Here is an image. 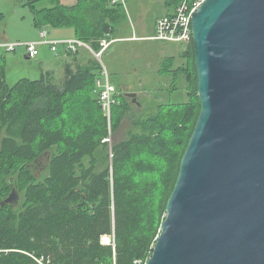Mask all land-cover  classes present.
I'll list each match as a JSON object with an SVG mask.
<instances>
[{
    "label": "trees",
    "instance_id": "16d2710c",
    "mask_svg": "<svg viewBox=\"0 0 264 264\" xmlns=\"http://www.w3.org/2000/svg\"><path fill=\"white\" fill-rule=\"evenodd\" d=\"M179 3L167 0L168 13ZM23 6L34 27L72 25L94 51L112 33L110 24L77 23L59 1L25 0ZM5 18L0 12V24ZM181 57L180 66L175 56L164 58L162 70L173 73L172 90L184 75L188 99L158 104L136 120L137 131L109 148L106 138L131 106L116 92L110 127L95 92L98 61L67 63L57 82L47 71L9 83L0 53V264H113L114 256L118 264H137L150 258L201 110L194 40ZM40 158L46 162L42 175L35 171ZM13 185L19 203L2 205ZM105 235L113 237L111 244L102 243Z\"/></svg>",
    "mask_w": 264,
    "mask_h": 264
},
{
    "label": "water",
    "instance_id": "95a60500",
    "mask_svg": "<svg viewBox=\"0 0 264 264\" xmlns=\"http://www.w3.org/2000/svg\"><path fill=\"white\" fill-rule=\"evenodd\" d=\"M192 26L201 110L145 264H264V0H204Z\"/></svg>",
    "mask_w": 264,
    "mask_h": 264
},
{
    "label": "rangeland",
    "instance_id": "374dc122",
    "mask_svg": "<svg viewBox=\"0 0 264 264\" xmlns=\"http://www.w3.org/2000/svg\"><path fill=\"white\" fill-rule=\"evenodd\" d=\"M110 1L103 0L102 5L110 6ZM113 2L114 0H112ZM121 2L122 12L127 13L126 21L129 23L127 25L130 29L138 30L137 33L140 36L152 35L156 19L172 10V7L166 4L167 0H121ZM16 3V0H0V11L6 15L5 20L0 24V39L4 37V33L9 36L8 41L0 40V42L24 44L39 41L40 33L44 30L48 32V41L69 40L67 36L69 27H48L51 32L64 30L65 39L55 40L54 34L49 33L47 27L42 30L34 27L33 14L28 7ZM81 10L79 9L75 13L82 14ZM85 22L83 20L82 24H79L85 26ZM134 38L137 40L118 41L102 56V63L106 67L112 83L117 86V92L126 97L131 106L129 114L124 118L119 129L109 138V148L128 138L130 133L137 131L136 120L156 112L158 104L185 102L188 99L184 75H179L175 83L177 89L172 90L174 75L173 73L165 74L162 70L163 60L166 57L175 56V66L184 63L185 60L181 57V52L187 45L148 38ZM73 39L82 40L78 37ZM104 39L105 37L100 41ZM82 41L86 47L80 48L87 50L84 57L89 58L88 60L98 61L103 67L90 44L85 40ZM48 46L41 45L39 47L41 52L35 57H26V49L23 45L18 46L15 51L0 50V53L5 54L7 81L14 83L21 78L37 79L47 71L52 72V77L56 82L61 81L65 75V73L60 74L65 70L64 66L53 60L58 59L55 57L60 52H66L65 47L60 44L58 50L54 52ZM66 59L69 60L70 57L67 56ZM129 93H136V102L133 101V97L129 96ZM35 171L38 175L44 173V169L40 165L35 167Z\"/></svg>",
    "mask_w": 264,
    "mask_h": 264
},
{
    "label": "built area",
    "instance_id": "2783aa9c",
    "mask_svg": "<svg viewBox=\"0 0 264 264\" xmlns=\"http://www.w3.org/2000/svg\"><path fill=\"white\" fill-rule=\"evenodd\" d=\"M117 0H114V2ZM204 0H180V3L175 8L174 12L159 17L155 24V34L151 37L154 40H161L167 42H178L188 45L193 40V26H192V16L194 10L203 2ZM47 31H41V39L35 42L28 43H7L0 42V50L4 51H15L18 46L23 45L26 49V53L29 57H35L39 54V47L41 45H49L51 50L56 52L58 46L63 44L65 50L77 51L80 47H86L85 43L79 39H69L61 41H48ZM136 39V38H134ZM112 40L105 38L100 41V49L95 51L96 58L102 63V56L104 52L110 47ZM103 64V63H102ZM95 92L98 94V101L102 107L104 116L107 118L108 123L111 127L112 122V109L113 105L116 103L114 94L117 92L116 86L112 83L110 75L106 67L103 64L101 67V76L97 79V86ZM109 140V138H106ZM105 239L107 240L105 242ZM109 240V241H108ZM104 244H111L113 241L112 236H102L101 239ZM40 264H51L50 261H43V259H37ZM147 262V261H146ZM142 260H136L137 264H145ZM113 264H118L116 257H113Z\"/></svg>",
    "mask_w": 264,
    "mask_h": 264
},
{
    "label": "crops",
    "instance_id": "0c3cea01",
    "mask_svg": "<svg viewBox=\"0 0 264 264\" xmlns=\"http://www.w3.org/2000/svg\"><path fill=\"white\" fill-rule=\"evenodd\" d=\"M24 1L25 0H16V2H17L16 4H19V5L21 4L23 6ZM54 1H59L61 4L66 5L70 9H72V11H70V14L73 13V17L75 18V21L77 23L82 24V22L84 20L86 22H88V21L91 22L93 25L100 24V26H102V28L104 27V24L112 25L113 26L112 33L110 34V38H107V39L112 40L110 47H112V45H114L118 41H125V40L134 41L135 39H133V37H137L139 39H141V38L147 39L148 38L150 40H154L151 37L155 34V27H154V33L152 35H149V36H140L137 33L138 30L129 28V26L127 25L129 23H128V21H126L127 13L122 12L123 10H122L121 5H120L122 3L121 0H117L116 2H113V3L111 0L110 6L107 5V7L102 5L101 0H53V2ZM79 9L80 10L82 9L81 10L82 14H76L75 13ZM124 11L126 12V10H124ZM166 14H168V12L160 15L159 17L164 16ZM75 16H77L79 18H76ZM86 22H85V26L87 24ZM155 24H156V21H155ZM135 26H137V25H135ZM68 27H69V30L67 32V36L69 37L68 39L77 38L75 27L72 25H70ZM47 29L50 33L51 31L49 30L48 27H47ZM60 30L61 31H52L51 32L52 34H54V37L56 38L55 40L65 39L64 30H62V29H60ZM82 30H84V29H82ZM8 38H9L8 34L4 33V37L0 40L8 41ZM86 51H87L86 48H78L77 51L71 52V53L60 52L57 55V57H55L58 59H55L53 61H56L58 64L60 63L62 66H64V69L66 68L67 63H73L74 62L75 64H82V63H85L89 59V58L84 57V54H86ZM40 52L41 51L39 50V53ZM25 56L28 57L27 53ZM67 56L70 57L69 60L66 59ZM64 73H65V70L63 72H61L60 74L62 75ZM53 76H54V73H53ZM116 88H117V86H116Z\"/></svg>",
    "mask_w": 264,
    "mask_h": 264
},
{
    "label": "flooded vegetation",
    "instance_id": "af4514ba",
    "mask_svg": "<svg viewBox=\"0 0 264 264\" xmlns=\"http://www.w3.org/2000/svg\"><path fill=\"white\" fill-rule=\"evenodd\" d=\"M40 160H42V162L40 161L39 163H38V165H40L41 166V168L43 169V168H45V164H46V162H44L43 160V158H40Z\"/></svg>",
    "mask_w": 264,
    "mask_h": 264
}]
</instances>
